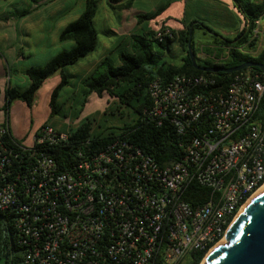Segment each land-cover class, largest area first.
<instances>
[{"label":"built area","instance_id":"1","mask_svg":"<svg viewBox=\"0 0 264 264\" xmlns=\"http://www.w3.org/2000/svg\"><path fill=\"white\" fill-rule=\"evenodd\" d=\"M147 92L150 120L184 137L176 161L117 137L63 170L48 149L68 132L45 124L26 146L0 125V212L12 215L24 264H202L227 240L264 187V73H240L224 90L214 75L158 78Z\"/></svg>","mask_w":264,"mask_h":264},{"label":"trees","instance_id":"2","mask_svg":"<svg viewBox=\"0 0 264 264\" xmlns=\"http://www.w3.org/2000/svg\"><path fill=\"white\" fill-rule=\"evenodd\" d=\"M234 6L245 20V25L233 39L220 38L219 46L230 49L224 60L215 62L210 59H201L195 48L194 31L205 29L197 21L190 22L185 30L177 31L166 26L157 30H145L142 33H133L130 42L132 47L120 54L118 65L106 59L99 63L95 70L85 78L83 85L86 94H94L99 98L113 99L124 107L129 113L131 120L123 127L112 129L107 134H98L93 131L91 121L80 124L75 129H70L69 137L65 142L53 146L48 152L53 156L61 169L70 168L79 160V154H95L102 151L112 140L124 137L134 142L146 154L152 156L160 164L176 161L182 156L180 144L184 137L179 135L171 125L164 123L158 125L147 116L152 106L147 89L150 83L158 78L171 79L175 76H200L214 75L223 90L228 87L236 75L245 72L263 74L259 68H248L235 73H208L194 67L188 51L190 30L193 27L192 49L196 56L197 64L202 67L235 68L248 62L264 64V49L257 55L244 53L241 49L249 44L256 46L258 40L249 43L255 28L256 21L264 15V1L256 0H233ZM117 2V0H110ZM99 0H85V8L82 14L69 23L60 35V41H73L74 47L62 50L56 54L45 65L31 67L25 74L29 77L31 84L27 89L10 86L6 90L7 104L5 111L17 100L23 101L31 106L36 98L37 92L43 83L52 75L59 72L61 82L54 89L51 97V117H55L63 108L60 103L62 91L71 85L70 75L66 68L77 64L81 59L93 53L98 46V32L95 28V17L99 9ZM121 8H129L123 5ZM161 12L139 16L138 23L154 20ZM29 14V10L23 15ZM169 29L170 34L162 40L156 37L159 31ZM217 36V35H216ZM173 43H178L187 55L182 63L176 65L164 59L167 51H171ZM221 53V51H220ZM124 113L119 116L124 118ZM264 125V100L257 116ZM51 125V124H50ZM53 126V125H52ZM8 137L11 141L18 142L10 132ZM193 189L201 192V197L206 198V191L198 186ZM199 203L201 200H192ZM14 220L12 215L0 212V264H24V256L15 238ZM203 256L195 258L192 264H200Z\"/></svg>","mask_w":264,"mask_h":264},{"label":"rangeland","instance_id":"3","mask_svg":"<svg viewBox=\"0 0 264 264\" xmlns=\"http://www.w3.org/2000/svg\"><path fill=\"white\" fill-rule=\"evenodd\" d=\"M199 4L206 8H187L190 15L200 18L208 26L214 29L216 35H212L207 32L206 29H196L194 31V42L197 52H203L204 58L210 59L215 62L224 60L229 54L230 49L219 50L220 35L225 27L220 16L219 8H207L216 6L217 1L214 0H198ZM43 2L40 8L44 10V14L49 13L50 8H65L66 11L56 17V21L64 20V22H71L76 19L85 8V0H63L58 3L50 4L49 0H0V16L8 14V12H16L17 8L21 11L27 8L37 7L35 4ZM168 2L173 4L172 0H133V8L140 9H155L160 5H166ZM170 5V6H171ZM193 5V4H192ZM170 8V7H169ZM152 11V10H151ZM235 16H238L237 11ZM125 13L120 11H114L111 9L109 3L106 0H101L99 3V10L95 17V28L98 32L99 43L93 53L86 58L81 59L77 64L66 68V72L71 74V85L66 87L61 93V102L67 100L66 104H63V108L53 118L50 117L51 108L49 104V97L51 91L58 84L60 74L55 73L49 77L39 89L36 98L31 106H27L22 101H14L10 107L11 117L17 119L21 130L35 129L41 123H54V125L62 128L63 131H69L71 128L75 129L82 123L88 120L93 124L94 133L107 134L112 129L123 127L124 124L129 123L131 117L127 110L118 104L117 101L105 98H99L94 94H86V88L81 85L83 77L94 69V67L105 58H109L113 61L118 60L121 51L126 50L125 45L122 44L120 39H116L111 36L109 31L111 25H114L118 29L120 27H130V21L124 22ZM219 17V18H218ZM107 19V20H106ZM38 20L37 17H30L29 21L34 22ZM224 22L229 23V17ZM263 35L261 39H258L256 46L250 47L249 44L244 46L241 50L244 53L251 55H257L264 49V18L262 20ZM134 33H142L141 30L134 31ZM73 41H66L58 43V47L63 49L62 44H69ZM41 46H38V51ZM53 51L54 46L49 48ZM221 51V53H220ZM187 55L185 50H182L178 43H174L172 51H167L164 55V59L171 63H180V61ZM224 56L223 59H220ZM33 61H38L39 57L32 56ZM14 83L17 81L13 73ZM22 80V78L20 77ZM19 79V80H20ZM3 103L2 96H0V106ZM21 104V105H17ZM6 108V107H5ZM4 108V109H5ZM3 109V111H4ZM124 113V118L119 114ZM203 264V263H202Z\"/></svg>","mask_w":264,"mask_h":264},{"label":"crops","instance_id":"4","mask_svg":"<svg viewBox=\"0 0 264 264\" xmlns=\"http://www.w3.org/2000/svg\"><path fill=\"white\" fill-rule=\"evenodd\" d=\"M60 1L63 0H49V3L53 4V3H58ZM106 1L107 3H109L112 10L125 13L124 22L128 20L130 21L129 26L130 25L131 26L128 28L120 27V29H118L114 25H111L109 31L111 36L115 37L116 39H120V41H122L121 42L122 44L123 43L126 44L125 45L126 50L124 51L130 49V46L132 45V43L130 42L131 39L130 37L134 33V31H138V30H141L143 32L145 30H157L166 26L167 28L181 31V30H185L187 26H189L190 22L197 21L198 23H201L204 26L214 31V29L208 26L206 23H204L202 19L193 17V14L190 15V12L187 10V8H206L202 6L203 4H199L198 0H172L173 1L172 5L170 2H168L166 5H160L155 9H151L152 11L150 9L144 10L140 8H133V0H117V2H110V0H106ZM216 1H217L216 6H211L207 8L220 9L219 17L222 19V22L225 25V27L222 29L224 33H221L220 36L223 38L233 39L234 37L237 36L238 32L241 31L242 28L244 27L245 20L238 12V10L235 8L233 0H216ZM42 3L43 2H39L35 4L37 6L35 8H27L21 11L17 8L16 12L10 11L8 12V14L0 16V96H2V101H3V103L0 106V125L7 126L12 136L18 142L26 146L33 145L39 130L45 124H51L53 125V127H55L58 130H62V128L54 125V123L45 122L38 125L35 129H30V131L27 129L21 130L18 120L13 119V117H11L10 107L12 106V104L8 108V111H5L4 109L7 104L6 90L10 86L17 87L20 89H27L30 86L31 81L29 77L25 74L26 70H28L31 67H39L45 65L60 51L69 50L73 48L75 45V43L73 44L72 42H70L69 44H65V45L62 44L63 49L61 50L58 47V43H63L60 41V35L62 31L67 27L69 23L72 22L71 21L67 23L64 22V20L56 21V17L63 14L66 11V9L63 7L55 8V4H53L54 8H50L51 10L47 15L44 14V10H41L42 8L39 7L42 5ZM123 5L124 6L128 5L129 8L122 9L121 6ZM27 10H29V14L27 15L25 14L22 16V14H24V12H26ZM236 11L239 17L235 16ZM157 12H161L160 13L161 15H159L154 20L146 21L144 23H138L139 16L154 14ZM30 17H37L38 20L34 22H30L29 21ZM228 17H229V23L224 22L226 19H228ZM38 46H41L39 51H38ZM50 46H54L53 51L49 49ZM226 49L229 50V48L227 47H219V50H221L222 52L223 50ZM171 51H169V53ZM122 52L123 51H121V53ZM34 55L39 57L38 61L36 62H34L32 58V56ZM198 57L201 59L204 58L205 57L204 53L199 52ZM223 58L224 56H222L220 59ZM106 59L110 60L115 65H118L120 56L116 61H113L109 58H105L104 60ZM181 63L182 60L180 61V63H174V64L179 65ZM97 65L94 67L93 70L88 72L83 77L81 82L82 86H84L83 81L85 80V78L88 77L95 70ZM13 73L16 77H18L15 83L12 77ZM69 75L70 77H72L71 74ZM20 77L22 78V80L20 79ZM60 82H61V74L58 84L54 87V89L60 84ZM54 89L50 93L49 104H51V97ZM60 103L66 104L67 100L63 102L60 101ZM25 104L29 106L27 103ZM17 105H21V104H17ZM49 118H52L51 113Z\"/></svg>","mask_w":264,"mask_h":264},{"label":"water","instance_id":"5","mask_svg":"<svg viewBox=\"0 0 264 264\" xmlns=\"http://www.w3.org/2000/svg\"><path fill=\"white\" fill-rule=\"evenodd\" d=\"M207 32L217 35L208 27ZM193 28L190 30L188 51L195 68L208 73H235L248 68H259L264 73V64L248 62L235 68L202 67L197 64L192 49ZM206 264H264V191L254 197L245 207L227 234V243L217 246L206 258Z\"/></svg>","mask_w":264,"mask_h":264},{"label":"bare ground","instance_id":"6","mask_svg":"<svg viewBox=\"0 0 264 264\" xmlns=\"http://www.w3.org/2000/svg\"><path fill=\"white\" fill-rule=\"evenodd\" d=\"M264 191V187L261 189V191L260 192H258L254 197H256L257 195H259L261 192H263ZM253 197V198H254ZM252 198V199H253ZM252 199H251V201H252ZM250 201V202H251ZM245 209V208H244ZM244 209H243V211H244ZM243 211H242V213H243ZM227 243V240H225V241H223L222 243H221V245H224V244H226ZM203 264H206V260H205V262L203 263Z\"/></svg>","mask_w":264,"mask_h":264}]
</instances>
